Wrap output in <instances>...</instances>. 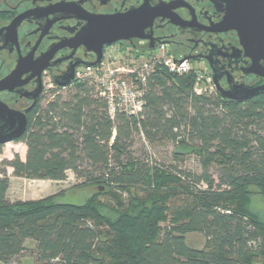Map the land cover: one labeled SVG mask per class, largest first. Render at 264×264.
<instances>
[{
  "label": "trees",
  "instance_id": "1",
  "mask_svg": "<svg viewBox=\"0 0 264 264\" xmlns=\"http://www.w3.org/2000/svg\"><path fill=\"white\" fill-rule=\"evenodd\" d=\"M196 81L193 70L156 65L136 116L111 119L90 81L39 103L16 141L24 161H0V263L32 241L39 264H264V224L247 210L249 188L264 197V98L221 100L197 94ZM135 134L193 153L199 172L134 157ZM173 158L181 163L183 154ZM7 169L30 181L62 182L71 172L75 186L97 193L80 206L55 195L10 203ZM193 233L204 237L202 249L186 244Z\"/></svg>",
  "mask_w": 264,
  "mask_h": 264
},
{
  "label": "flooded vegetation",
  "instance_id": "2",
  "mask_svg": "<svg viewBox=\"0 0 264 264\" xmlns=\"http://www.w3.org/2000/svg\"><path fill=\"white\" fill-rule=\"evenodd\" d=\"M143 5L159 9L145 30L154 48L165 44L190 64L204 68L212 94L227 100L222 95H241L264 86V0H0V80L18 62L23 71L30 67L33 72L20 91L0 92V101L23 113L28 123L29 113L46 93V80L61 88L70 72L95 61L94 53L73 41L86 25L84 18L125 13ZM241 10H249L256 18L245 19ZM227 13L230 22L223 23ZM238 30L246 32V48ZM133 43L146 49L149 40ZM43 64L47 68L39 83L35 73ZM26 77L23 74L20 81ZM257 98H264V91L232 102Z\"/></svg>",
  "mask_w": 264,
  "mask_h": 264
},
{
  "label": "rangeland",
  "instance_id": "3",
  "mask_svg": "<svg viewBox=\"0 0 264 264\" xmlns=\"http://www.w3.org/2000/svg\"><path fill=\"white\" fill-rule=\"evenodd\" d=\"M168 51L171 54H176L170 48H168ZM176 56L179 55L176 54ZM189 68L203 77L201 82L197 83V91L200 92V94L206 92L211 93L213 90L211 82L209 84L204 82V78L207 77L206 70L195 63H189ZM45 91L46 93L40 102L42 107L48 102L53 101L56 96L67 98L73 93L71 86L55 88L48 80H46L45 83ZM25 152L26 148L22 143H7L3 145L0 161L4 159L10 160L15 154L20 160L24 161ZM131 152L134 157L146 159L149 164L152 165H160L163 167L175 165L180 169L195 173L199 172L196 155L180 148L176 143L161 140L150 143L145 140L141 134H135ZM174 153L183 154L181 163L174 160ZM83 167L87 169L85 165H83ZM10 177L13 179V183L6 193V200L10 203L18 200L37 201L55 195L53 201L57 204H73L80 206L83 205L90 196L97 193L96 189L93 187L81 188L75 186L78 181L71 172H67L66 179L62 182L30 181L20 178H18L20 180H17V178H13L12 175ZM99 198L102 202L106 201V199L101 198V196H99ZM174 204L177 205L178 202H174ZM247 210L249 214L264 224V197L258 195L253 188H249ZM185 241L189 247L194 249H202L205 245V239L200 234H187L185 236ZM24 247L25 251L20 256L16 257L10 264H39L35 260L33 254L35 244L32 241H26Z\"/></svg>",
  "mask_w": 264,
  "mask_h": 264
},
{
  "label": "water",
  "instance_id": "4",
  "mask_svg": "<svg viewBox=\"0 0 264 264\" xmlns=\"http://www.w3.org/2000/svg\"><path fill=\"white\" fill-rule=\"evenodd\" d=\"M240 12L245 19L251 18V16L252 19L256 18L255 14L252 15V12L249 10H241ZM158 14L159 9L143 5L125 13L85 17L84 19L87 21L86 25L76 34L73 41L76 42L77 45L84 46L87 51L94 53L95 61L89 64H82L81 67L96 66L102 60L103 47H109L118 43H128L133 46V40H149V45L146 49H154L153 41L150 39V33H145V30L151 26L154 18L157 17ZM230 19L231 14L227 13L223 23L230 22ZM238 35L241 44L245 47L246 32L238 30ZM45 56L46 55H43V57ZM183 61H187V59L183 57L179 62ZM27 68L26 72L23 71L21 63L18 62L10 74L0 80V92L20 91L22 86L26 84V81L33 78L31 68ZM46 68V64L38 66L37 73L35 74L37 75L39 83L41 72ZM257 73L260 74V72ZM23 74H27V77L24 81H20ZM74 74L75 71L70 72L65 81L60 83V87L70 86L74 82ZM261 91H264V86L244 90L241 92V95L224 94L222 96L230 101H242L257 95ZM0 123L2 124L0 127V145L16 142L23 136L27 128V121L23 113L9 109L1 101Z\"/></svg>",
  "mask_w": 264,
  "mask_h": 264
},
{
  "label": "built area",
  "instance_id": "5",
  "mask_svg": "<svg viewBox=\"0 0 264 264\" xmlns=\"http://www.w3.org/2000/svg\"><path fill=\"white\" fill-rule=\"evenodd\" d=\"M141 43H118L105 47L102 60L93 67H79L75 70L74 83L90 81L94 83L99 95L107 102V111L111 119L115 114L124 113L136 116L143 108V83L146 75L155 66L162 64L175 74H185L190 71L189 62L183 61L181 55L171 54L165 44L154 49H143ZM197 74V73H196ZM202 76L197 74V83ZM204 82L210 83L208 78Z\"/></svg>",
  "mask_w": 264,
  "mask_h": 264
},
{
  "label": "crops",
  "instance_id": "6",
  "mask_svg": "<svg viewBox=\"0 0 264 264\" xmlns=\"http://www.w3.org/2000/svg\"><path fill=\"white\" fill-rule=\"evenodd\" d=\"M11 173H12V170L11 169H7V175H8V177H9V187H10V185L13 183V179L10 177L11 176ZM14 178V177H13ZM17 180H20V179H18L17 178ZM9 189V188H8ZM19 201H21V200H19Z\"/></svg>",
  "mask_w": 264,
  "mask_h": 264
}]
</instances>
